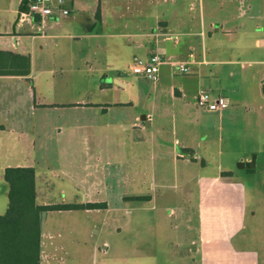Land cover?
Masks as SVG:
<instances>
[{"label": "rangeland", "instance_id": "rangeland-1", "mask_svg": "<svg viewBox=\"0 0 264 264\" xmlns=\"http://www.w3.org/2000/svg\"><path fill=\"white\" fill-rule=\"evenodd\" d=\"M147 4V0L142 6L119 0L116 7L119 15L113 17L108 27L127 32L141 25L142 16H153L154 6ZM205 9H210L216 19L214 28L219 27L218 31H209L211 37L204 38L202 44L198 38L199 44L192 51L188 45L181 44L178 51L165 53L155 82L132 73L131 65L122 66L127 86H112L104 92L130 101L121 110L127 109L139 117L150 113V129L129 127L110 131L101 135L100 150L92 146L85 152L75 151L74 162L80 166L101 163L102 174L98 177L84 176L77 165L65 163L63 150L57 151L78 190L73 192L65 177H52L50 200L59 201L66 193L73 192L78 198L85 194L87 200H105L109 209L46 214L44 231H51L53 240H58L59 228L67 243L63 249L70 255L63 254L64 261L61 258L56 264H204L196 250L201 201L195 178L198 166L186 165L173 153L176 146L191 142L209 145L213 152L220 150L221 160L236 171L237 161L233 163L231 156L242 155L248 149L253 150L250 154H258V162L263 164L244 169L241 175L247 188L245 226L250 234V245L264 252V94L261 89L264 0L230 1L221 7L205 6ZM168 14L172 16L174 11ZM177 38V35H168L172 42H177ZM202 55L208 62L197 64ZM68 60L64 58L61 62H70ZM75 62L78 63L76 57L72 59V63ZM177 62H184L189 71L180 73L174 66ZM73 73L72 78L83 77L81 72ZM199 87L213 94L220 87L232 88L230 94L224 93L231 98L228 115L219 119L218 111L197 106L195 95ZM174 88L181 94L175 95ZM83 92L87 97L98 96L95 86ZM147 135H151L148 144ZM159 138L163 145L156 143ZM216 157L209 159L206 169H214L212 164L217 163ZM106 161L111 163L110 167H105ZM109 168L112 173L107 171ZM1 197L7 204V187L0 192ZM73 238L80 240V247L72 245ZM262 260L264 263V258ZM228 263L225 259L205 264Z\"/></svg>", "mask_w": 264, "mask_h": 264}, {"label": "crops", "instance_id": "crops-1", "mask_svg": "<svg viewBox=\"0 0 264 264\" xmlns=\"http://www.w3.org/2000/svg\"><path fill=\"white\" fill-rule=\"evenodd\" d=\"M22 1L0 0V50L29 56L27 74H0V192L6 187L3 180L6 167L30 166L34 168L37 204L105 202L102 208L107 210L109 205L105 200H87L85 194L78 198L73 193L78 187L69 178L57 151L63 150L65 163L77 165L84 176H101V163L80 166L74 162L73 153L85 152L92 146L100 150L101 135L110 131L129 127L144 130L152 126L150 113L144 114L149 123L146 127L138 114L121 110L129 100H119L104 93L112 86H127L126 74L121 67L130 66L134 57L146 58L153 52H158L164 61L165 53L178 51L181 44L188 45L192 51L199 44L198 38L202 44L204 38L211 37L209 31L219 29L214 28L216 19L205 6L221 7L224 2L241 0H147V5L154 6L153 16H142L141 25H135L127 32L108 27L113 17L119 15L116 14L119 0H66L64 5L69 9L66 15L21 19ZM126 1L144 5V0ZM171 10L174 14L169 16ZM169 34L177 35L179 40L172 42L168 39ZM83 39L85 42L81 43ZM261 41L264 45V40ZM74 43L78 45L75 47ZM205 51L206 48L203 55ZM203 55L197 64L208 62ZM74 57L78 63H72ZM64 58L70 62H61ZM74 71L81 72L83 77L72 78ZM115 79L124 85L115 83ZM91 86L98 89L97 98L84 94V89ZM261 87L264 94V85ZM173 92L181 94L175 88ZM230 92H233L232 88L220 87L211 94ZM227 98L230 101L231 98ZM228 107L229 104L217 112L219 119L228 115ZM147 137L148 144L151 135ZM156 143L163 145L160 138ZM191 143L176 146L173 153L186 165L194 163L198 166L195 178L201 198L197 216L196 250L199 257L204 264L225 259L228 264H264V252L251 247L245 226L247 188L241 175L245 168L233 170L228 162L221 160L220 150L213 152L209 145ZM250 151L253 150L248 149L230 159L233 163L248 161ZM214 155L218 161L212 164L214 169L208 170L209 159ZM107 166H111L109 161L105 163ZM107 171L111 172L110 168ZM52 177H65L73 192L69 191L59 201L50 200ZM5 207L6 201L1 197L0 213H3L2 209L6 210ZM87 209L101 208L49 211L67 213ZM49 211L41 215L39 264H56L61 258L64 261L65 253L70 257L69 251L63 249L67 243L62 239L60 229L56 234L60 237L58 240H53L51 231H44V218ZM71 243L80 247V240L76 238ZM74 257L73 260L80 259Z\"/></svg>", "mask_w": 264, "mask_h": 264}, {"label": "trees", "instance_id": "trees-1", "mask_svg": "<svg viewBox=\"0 0 264 264\" xmlns=\"http://www.w3.org/2000/svg\"><path fill=\"white\" fill-rule=\"evenodd\" d=\"M23 0L20 8H25ZM29 56L0 50V74H27ZM7 207L0 213V264H39L41 215L49 210L102 208L105 202L37 204L33 167H6Z\"/></svg>", "mask_w": 264, "mask_h": 264}, {"label": "built area", "instance_id": "built-area-1", "mask_svg": "<svg viewBox=\"0 0 264 264\" xmlns=\"http://www.w3.org/2000/svg\"><path fill=\"white\" fill-rule=\"evenodd\" d=\"M64 4L65 0H26L25 8L20 10L19 16L23 19L34 16L47 18L66 15L69 9ZM162 62V56L158 52H153L146 58L134 57L130 69L132 73L155 82L158 80L159 67ZM174 66L180 73L189 71L184 62H177ZM262 84L264 85V78ZM195 103L209 111H220L228 106L229 100L224 94L213 95L209 90L199 87L195 95Z\"/></svg>", "mask_w": 264, "mask_h": 264}, {"label": "water", "instance_id": "water-1", "mask_svg": "<svg viewBox=\"0 0 264 264\" xmlns=\"http://www.w3.org/2000/svg\"><path fill=\"white\" fill-rule=\"evenodd\" d=\"M263 43V41H261ZM115 83L119 84V85H124V83L122 81H120L119 79H115ZM140 119L145 123V126L148 127L149 123L147 118L145 117L144 114L140 115ZM237 167L239 168H253L254 167V153L252 154V157L250 160L248 161H238L236 163Z\"/></svg>", "mask_w": 264, "mask_h": 264}, {"label": "flooded vegetation", "instance_id": "flooded-vegetation-1", "mask_svg": "<svg viewBox=\"0 0 264 264\" xmlns=\"http://www.w3.org/2000/svg\"><path fill=\"white\" fill-rule=\"evenodd\" d=\"M253 154V153H252ZM252 154H250V158H249V160L251 159V157H252ZM258 154H255L254 153V167L253 168H255L256 166H257V164H263V162H258V156H257ZM237 163V162H236ZM253 168H245V169H247V170H249V169H253ZM240 169H242V168H240ZM244 169V168H243Z\"/></svg>", "mask_w": 264, "mask_h": 264}]
</instances>
